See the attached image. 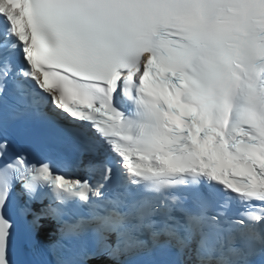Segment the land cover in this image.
Wrapping results in <instances>:
<instances>
[{
	"label": "snow or ice",
	"instance_id": "6c2138e0",
	"mask_svg": "<svg viewBox=\"0 0 264 264\" xmlns=\"http://www.w3.org/2000/svg\"><path fill=\"white\" fill-rule=\"evenodd\" d=\"M98 255L264 264V0H0V264Z\"/></svg>",
	"mask_w": 264,
	"mask_h": 264
}]
</instances>
